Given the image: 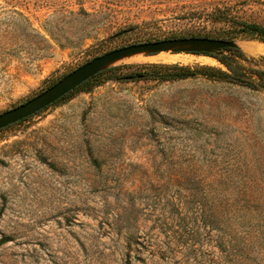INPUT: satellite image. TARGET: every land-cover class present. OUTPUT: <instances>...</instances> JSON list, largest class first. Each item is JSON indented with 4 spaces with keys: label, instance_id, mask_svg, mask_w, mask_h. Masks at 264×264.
<instances>
[{
    "label": "rangeland",
    "instance_id": "1",
    "mask_svg": "<svg viewBox=\"0 0 264 264\" xmlns=\"http://www.w3.org/2000/svg\"><path fill=\"white\" fill-rule=\"evenodd\" d=\"M221 12L264 24V0H0V113L112 50L222 36ZM161 65L225 68L138 53L0 130V264H264V91Z\"/></svg>",
    "mask_w": 264,
    "mask_h": 264
},
{
    "label": "water",
    "instance_id": "2",
    "mask_svg": "<svg viewBox=\"0 0 264 264\" xmlns=\"http://www.w3.org/2000/svg\"><path fill=\"white\" fill-rule=\"evenodd\" d=\"M236 46V43L229 39L189 37L132 44L112 50L81 65L25 103L0 113V130L34 116L55 104L93 78L104 67L121 58L142 52L158 53L168 50L210 54L224 49L235 48Z\"/></svg>",
    "mask_w": 264,
    "mask_h": 264
},
{
    "label": "trees",
    "instance_id": "3",
    "mask_svg": "<svg viewBox=\"0 0 264 264\" xmlns=\"http://www.w3.org/2000/svg\"><path fill=\"white\" fill-rule=\"evenodd\" d=\"M225 12H221L222 16L220 21L229 25V28L223 31L222 36L216 38L229 40L243 38L258 40L264 43V24L255 21L239 20L228 13L225 14ZM206 55L216 58L225 68L196 66L192 69L188 66L179 65H161L154 67H161L164 68L165 71H170L168 72V76L164 77L184 78L203 75L209 79L227 81L247 88L264 91V57L261 59L245 58V55L239 47L224 49ZM244 60L257 66L255 67L251 64L246 66L243 63ZM89 81L90 80L87 82Z\"/></svg>",
    "mask_w": 264,
    "mask_h": 264
},
{
    "label": "bare ground",
    "instance_id": "4",
    "mask_svg": "<svg viewBox=\"0 0 264 264\" xmlns=\"http://www.w3.org/2000/svg\"><path fill=\"white\" fill-rule=\"evenodd\" d=\"M258 44L260 46H263V43H260L258 42ZM207 58V57H206ZM146 60H151V61H155V60H164V61H176V60H183V61H186L187 58L186 57H183L181 54H175V55H172V54H168V53H160L156 56H150V57H146L145 58ZM189 59V58H188ZM202 60V59H201Z\"/></svg>",
    "mask_w": 264,
    "mask_h": 264
}]
</instances>
